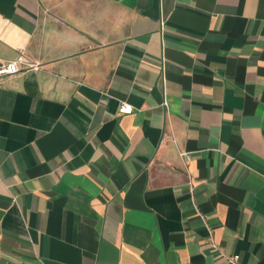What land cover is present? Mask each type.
Returning <instances> with one entry per match:
<instances>
[{
    "label": "crops",
    "instance_id": "crops-1",
    "mask_svg": "<svg viewBox=\"0 0 264 264\" xmlns=\"http://www.w3.org/2000/svg\"><path fill=\"white\" fill-rule=\"evenodd\" d=\"M0 59V264H264V0H0Z\"/></svg>",
    "mask_w": 264,
    "mask_h": 264
},
{
    "label": "built area",
    "instance_id": "built-area-1",
    "mask_svg": "<svg viewBox=\"0 0 264 264\" xmlns=\"http://www.w3.org/2000/svg\"><path fill=\"white\" fill-rule=\"evenodd\" d=\"M38 69L39 66L37 64L28 63L20 59L16 61H5L3 59H0V80L3 78H9L20 72L36 71ZM161 106L165 107V103L163 102ZM117 113L122 115H129L132 113V108L125 104H119ZM184 157L187 159L186 156ZM227 260L230 264H236L237 256L227 258Z\"/></svg>",
    "mask_w": 264,
    "mask_h": 264
}]
</instances>
